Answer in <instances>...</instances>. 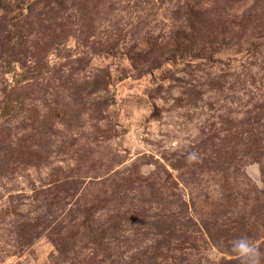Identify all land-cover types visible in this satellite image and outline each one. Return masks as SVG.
Instances as JSON below:
<instances>
[{
  "label": "rangeland",
  "instance_id": "obj_1",
  "mask_svg": "<svg viewBox=\"0 0 264 264\" xmlns=\"http://www.w3.org/2000/svg\"><path fill=\"white\" fill-rule=\"evenodd\" d=\"M264 264V0H0V264Z\"/></svg>",
  "mask_w": 264,
  "mask_h": 264
},
{
  "label": "clouds",
  "instance_id": "obj_2",
  "mask_svg": "<svg viewBox=\"0 0 264 264\" xmlns=\"http://www.w3.org/2000/svg\"><path fill=\"white\" fill-rule=\"evenodd\" d=\"M231 250L239 258L241 264H261L262 253L246 236L235 238L231 242Z\"/></svg>",
  "mask_w": 264,
  "mask_h": 264
}]
</instances>
